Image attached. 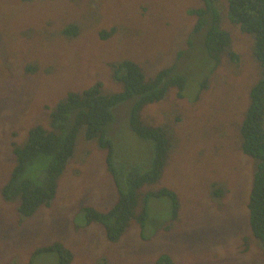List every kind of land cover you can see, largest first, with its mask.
Returning a JSON list of instances; mask_svg holds the SVG:
<instances>
[{
	"label": "rangeland",
	"instance_id": "1",
	"mask_svg": "<svg viewBox=\"0 0 264 264\" xmlns=\"http://www.w3.org/2000/svg\"><path fill=\"white\" fill-rule=\"evenodd\" d=\"M200 4L0 0V188L14 164L12 142L21 143L33 125L46 126L49 107L57 99L100 79L104 88L118 87L110 77L109 62L135 60L149 76L162 67L179 63L180 68L177 51L184 47L195 19L188 10ZM218 5L221 25L232 39L219 64L210 62L214 69L204 73L190 72L182 98L170 87L164 99L142 108L143 117L152 122L181 116L160 178L139 190L142 195L163 187L173 190L180 201L178 216L167 219L169 198L149 197L143 234L135 221L116 242L106 239L100 225L77 227L76 222H84L85 206L106 210L117 198L105 151L93 142H81L50 205L20 223L15 203L0 195V264H26L36 247L55 241L71 249V264H154L162 253L173 264H264L262 248L248 225L254 161L241 151L236 129L262 69L253 55V34L240 32L227 20V0H217ZM69 24L79 26L76 35L64 33ZM201 45L198 39L196 49ZM228 52L237 58L231 61ZM193 63L202 68V57L193 58ZM204 77L207 87L200 90ZM127 110L126 102L116 108V136L111 135L116 160L141 162L149 157V146L125 123ZM213 183L224 185L219 196L213 195ZM164 221L168 228H163ZM57 263L52 253L40 254L33 262Z\"/></svg>",
	"mask_w": 264,
	"mask_h": 264
},
{
	"label": "trees",
	"instance_id": "2",
	"mask_svg": "<svg viewBox=\"0 0 264 264\" xmlns=\"http://www.w3.org/2000/svg\"><path fill=\"white\" fill-rule=\"evenodd\" d=\"M200 2L198 7L188 10L195 19L186 33L184 47L177 51L178 62L182 61L180 68L177 67L179 63L162 67L149 76L135 60L109 62L110 77L118 87L104 88L100 79L84 89L67 92L49 107L46 126L33 125L21 143L12 142L14 164L0 188V195L3 200L15 203L20 223L41 207L51 204L59 179L81 142H93L105 151L106 168L116 186L117 198L106 210L85 206L84 222H76L77 227L100 225L106 239L116 242L135 221L143 234L149 218V197L169 198L170 218L167 219L173 221L178 216L180 201L173 190L163 187L144 195L139 190L143 184H152L160 178L170 157L173 140H176L174 134L179 132L177 123L181 116L154 123L143 117L142 108L164 99L170 87L175 88L176 96L182 98L186 76L189 77L193 70L204 73L210 68L214 69L222 54L230 48L231 35L221 25L222 19L218 15L221 5L217 6V0ZM223 12L240 32L253 34V55L262 69L261 77L250 88L248 107L236 129L240 135L241 151L254 161L247 202L248 225L264 255V0H227V8ZM78 30L77 24H69L64 33L74 36ZM198 39H201L202 45L196 49ZM227 55L231 61L237 58L234 52ZM197 56L203 60L200 69L193 63V58ZM189 60L193 65H188ZM207 80V77L200 80V90L207 87ZM125 102L128 105L125 123L149 146V157L141 162L123 163L116 160L113 122L117 118L116 108ZM79 136H82L81 140H78ZM212 187L214 196H219L224 189L222 183H213ZM163 224L164 229L170 226L165 221ZM45 253L54 254L57 264H71L74 258L69 247L55 241L36 247L26 264H33L38 255ZM154 264H173V261L168 254L162 253Z\"/></svg>",
	"mask_w": 264,
	"mask_h": 264
}]
</instances>
